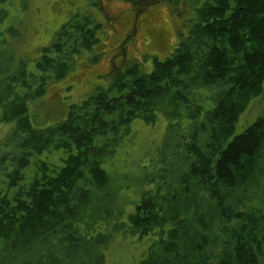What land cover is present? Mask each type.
Segmentation results:
<instances>
[{
	"label": "trees",
	"instance_id": "1",
	"mask_svg": "<svg viewBox=\"0 0 264 264\" xmlns=\"http://www.w3.org/2000/svg\"><path fill=\"white\" fill-rule=\"evenodd\" d=\"M27 1L0 0V264H106L120 235L152 239L140 264H264V0H202L150 73L116 72L52 125L33 108L101 25L77 12L31 72L12 49L20 31L3 28ZM126 1L137 14L157 3ZM161 118L169 134L148 165L115 174L133 124Z\"/></svg>",
	"mask_w": 264,
	"mask_h": 264
},
{
	"label": "rangeland",
	"instance_id": "2",
	"mask_svg": "<svg viewBox=\"0 0 264 264\" xmlns=\"http://www.w3.org/2000/svg\"><path fill=\"white\" fill-rule=\"evenodd\" d=\"M149 1L157 3L148 5L138 14L135 22L133 6L126 0H28L26 7L17 2L9 8L3 28L16 26L20 31V37L15 42L12 40V49L16 62L30 61L31 72L36 70V61L42 49L52 43L63 24L77 12L87 13L101 25L99 43L76 57L74 67L65 79L49 85L45 106L33 108L34 116L40 123L52 125L62 121L71 105L82 103L94 92L111 90L117 77L115 73L123 72L126 66L139 65L143 72L150 73L155 59L165 60L189 34L195 11L202 2ZM125 37L130 43L126 45V56L122 61L120 56L116 57V49ZM113 61L112 74L109 70ZM200 94L207 96V92ZM204 106L209 108L207 103ZM256 115L250 117V123L254 122ZM246 116L245 113L241 117L239 133L244 130ZM185 125L187 122H184ZM7 130V126L3 127L0 135H5ZM167 134L168 121L164 118L155 125L135 122L132 133L119 146L112 168L114 173L121 176L138 173L140 167L148 165ZM125 196L135 199L133 194ZM151 243L152 239L139 242L132 236H117L105 252L106 264H140L147 258Z\"/></svg>",
	"mask_w": 264,
	"mask_h": 264
},
{
	"label": "flooded vegetation",
	"instance_id": "3",
	"mask_svg": "<svg viewBox=\"0 0 264 264\" xmlns=\"http://www.w3.org/2000/svg\"><path fill=\"white\" fill-rule=\"evenodd\" d=\"M170 1H174V0H170ZM131 4V3H130ZM132 5V4H131ZM134 5V4H133ZM132 5V6H133ZM133 16H134V22L136 21V18L139 16L138 14H137V9H136V7H135V5L133 6ZM147 13V12H146ZM130 43V42H129ZM129 43H127V41H126V37L122 40V42L119 44V46H118V48L116 49L117 50V55H116V57L117 56H120L119 58L122 60V61H124L125 60V56H126V54H125V50H126V45H128ZM115 58V57H114ZM114 61L112 62V64H111V67H110V70H109V72L110 73H112L113 74V72H114V70H113V65H114ZM129 64V63H128ZM133 66V65H132ZM130 67V65L129 66H126V67H124L122 70H126V69H128ZM123 71V72H124ZM121 72V71H120Z\"/></svg>",
	"mask_w": 264,
	"mask_h": 264
}]
</instances>
